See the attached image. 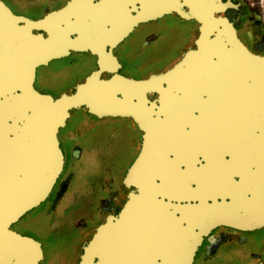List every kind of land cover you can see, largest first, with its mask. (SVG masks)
<instances>
[{"label": "water", "instance_id": "water-1", "mask_svg": "<svg viewBox=\"0 0 264 264\" xmlns=\"http://www.w3.org/2000/svg\"><path fill=\"white\" fill-rule=\"evenodd\" d=\"M104 3L69 0L31 18L0 0V264H42L41 242L13 225L51 194L65 162L59 131L80 108L131 119L143 144L121 200L86 238L77 264H192L215 227H264V162L240 172L253 162L239 145L236 180L214 158L219 134H237L241 144L242 135L264 133V55L225 15L237 5L159 0L114 39L97 9ZM172 11L198 23L183 57L148 77L119 73L113 41ZM72 51L97 55L98 69L58 97L39 90L37 68Z\"/></svg>", "mask_w": 264, "mask_h": 264}, {"label": "flooded vegetation", "instance_id": "flooded-vegetation-1", "mask_svg": "<svg viewBox=\"0 0 264 264\" xmlns=\"http://www.w3.org/2000/svg\"><path fill=\"white\" fill-rule=\"evenodd\" d=\"M3 1L19 15L39 18L62 8L69 0ZM103 1L107 3L97 9L102 10L105 16V32L115 39V35L127 24L155 10L159 0ZM223 1L237 5L228 7L225 15L247 46L253 52L264 55V20L260 0ZM197 27L198 23L184 19L175 11L134 23L123 38L113 41L112 53L120 63L118 72L129 77H148L166 72L190 47ZM107 49L110 50L109 45ZM97 60V55L72 51L67 56L39 66L35 85L39 90H49L58 97L68 88H73L76 81L95 72L98 69ZM111 133L128 135L130 139L129 155L124 162L115 158L116 140L110 137ZM241 137L246 143L239 144L237 134H219L215 140L217 170L229 172L235 179H238L239 173V145L251 154L250 160L253 162L246 168L240 166V172H257L259 167L255 164L264 162V133H250ZM59 138L65 158L60 177L49 197L13 227L41 242L42 263L77 264L86 238L96 225L106 220L120 198L123 177L142 148L143 133L129 118L98 117L80 108L72 112L67 124L60 129ZM44 239L50 240L48 247ZM263 263L264 227L240 230L227 225H219L204 236L192 262Z\"/></svg>", "mask_w": 264, "mask_h": 264}, {"label": "rangeland", "instance_id": "rangeland-1", "mask_svg": "<svg viewBox=\"0 0 264 264\" xmlns=\"http://www.w3.org/2000/svg\"><path fill=\"white\" fill-rule=\"evenodd\" d=\"M110 137L111 138H113V139H115L116 140V143H115V146H114V148L116 149H114L115 150V152H114V155L116 156L115 158H117V160L118 161H120V162H124V159L126 160V158L128 157V155H129V153H128V147H129V144H128V141L130 140L129 138H128V135L127 136H125L124 134H110ZM119 163V162H118ZM122 188V187H121ZM121 190V189H120ZM121 198H122V193H121V191H120V198L116 201V203H115V205L113 206V208H112V210H111V212L115 209V207H116V205L118 204V202L121 200ZM25 217V216H24ZM23 217V218H24ZM22 218V219H23ZM21 219V220H22ZM15 228H17L18 229V227H15ZM21 230H22V228H21ZM23 233H26L25 231H23ZM50 240H47V239H44V244H45V246L46 247H48L49 246V242ZM42 264H44V263H42ZM46 264H50L49 262L48 263H46Z\"/></svg>", "mask_w": 264, "mask_h": 264}, {"label": "built area", "instance_id": "built-area-1", "mask_svg": "<svg viewBox=\"0 0 264 264\" xmlns=\"http://www.w3.org/2000/svg\"><path fill=\"white\" fill-rule=\"evenodd\" d=\"M259 4H260L261 11H262L263 20H264V0H260Z\"/></svg>", "mask_w": 264, "mask_h": 264}]
</instances>
